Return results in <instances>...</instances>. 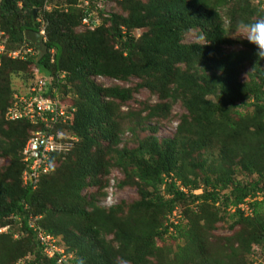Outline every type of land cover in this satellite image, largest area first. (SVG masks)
Returning a JSON list of instances; mask_svg holds the SVG:
<instances>
[{"label":"trees","instance_id":"obj_1","mask_svg":"<svg viewBox=\"0 0 264 264\" xmlns=\"http://www.w3.org/2000/svg\"><path fill=\"white\" fill-rule=\"evenodd\" d=\"M76 1L51 0V10L41 14L46 22V54L32 62L1 59L2 117L12 94H22L11 88V78L16 76L26 84L31 80L26 74L31 64L47 75L49 90L72 93L68 83L74 87L75 102L71 104L75 111L61 132L77 142L62 138L57 143L65 155L74 146L79 157L61 175L66 180L59 190L50 184L51 172L41 177L35 191L31 185L22 187L19 153L29 137L27 132L36 128L26 121L8 122L1 117L0 135L10 143L7 150L6 146L3 149L4 154L17 165L18 182L5 184L7 177L16 179L9 170L3 174L4 181L3 176L0 179V227L10 215L23 214L26 204L27 213L42 215L40 225L46 232L63 235L66 246L75 252L76 264H111L116 255L128 264H143L147 257L154 259L147 260L152 264H183L190 250L196 264H237L236 256L245 250L259 251L258 256L264 261V57L257 55L255 45L232 41L228 36L240 28L241 22L254 24L264 19V0H120L126 18L117 24L116 17L109 16L103 19V25L81 33L74 32L81 18L74 7ZM43 2L0 0V26L6 33V50L15 49L26 30L37 29L32 11L40 9ZM95 2L98 1H92L91 8ZM136 28L146 31L134 38L131 31ZM194 30L203 42L184 44L185 34ZM236 44L241 48H223ZM245 64L250 72L246 73V80L239 81L238 73ZM61 72L66 73L61 81L65 84L56 82V75ZM90 76L120 82L135 78L138 82L132 88H102L90 81ZM140 89L157 95L158 102L127 113L126 129L133 133L138 126L148 135L131 150L112 147L108 156L123 180H136L139 198L128 209L119 203L103 211L94 206V196L88 203L79 193L86 187L85 180L93 178L98 167L105 165L102 160L93 162L87 157L95 143L90 131L97 130L101 140L114 146L120 107ZM176 99L185 114L173 136L159 140L152 122L165 117L170 102ZM16 134H21L23 141H15ZM229 161L236 166L228 168ZM234 176L244 178L238 180ZM197 190L198 194L192 193ZM260 194L262 198L257 200ZM34 195L39 199L34 200ZM240 203L247 206V212L227 211ZM174 207L179 213L177 223L164 225ZM191 207L197 212H192ZM216 207L222 215L215 211L212 215L211 208ZM188 211L191 216L181 223ZM51 215L57 216V223L66 231H54L49 222ZM224 216L230 222V230L236 226L240 229L230 237L236 247L228 244L230 251L226 256L217 257L206 252L202 243L196 245L194 234L210 223H219ZM107 234L115 246L105 245ZM166 235L173 240L176 235L183 239V249L174 252V263L159 261L173 252L156 245ZM34 246L31 234L17 241L11 240L10 235H0V264H14Z\"/></svg>","mask_w":264,"mask_h":264},{"label":"rangeland","instance_id":"obj_2","mask_svg":"<svg viewBox=\"0 0 264 264\" xmlns=\"http://www.w3.org/2000/svg\"><path fill=\"white\" fill-rule=\"evenodd\" d=\"M139 2H144L145 0H137ZM254 4L256 3L255 1L253 2ZM107 6L108 7V17L109 16H115V20L117 21V24L120 22L121 19L127 17V12L124 11L120 5V0H107ZM264 7V5H263ZM108 24V29L110 28ZM225 26L228 27V25L225 24ZM122 29V27H121ZM87 31V30H86ZM146 29H133L131 32L134 36V38H138L143 32H145ZM74 32L76 33H81L85 32L80 26L76 27ZM245 35L244 31L239 28V29H234L232 32L228 34L230 40H236V41H241V42H246L247 40L240 37ZM203 41L199 37V34L197 31H190L185 34L183 43L184 44H189V43H202ZM226 51H232V50H237L241 48L239 45H232V46H225L223 47ZM28 70V69H27ZM250 72L248 65H244L242 69H240L238 73L237 79L239 81L246 80L247 76L246 73ZM25 73V72H24ZM30 74V70L26 74ZM90 81H92L95 85L100 86L102 88H106L109 86H119V87H133L138 80L135 78H129L127 82H120L117 80H112V79H107L103 77H95V76H90L88 77ZM23 79L16 78V76H13L11 78V88L14 90H18L20 93L24 92V90L27 88V85L30 83L31 80L27 81L26 84L22 83ZM24 86V87H23ZM67 87H71L72 91L74 92V87L68 83ZM70 93L69 96L66 95L63 100V103L65 105H70L71 102H75V93ZM132 99H130L128 102L124 103L120 107L119 111V117H117V121L119 123L118 131L116 132V143L114 146L110 145L107 141H103L99 138V132L97 130H91L90 131V136L94 139L95 143L90 147L87 153V157L91 159L93 162H98L102 160L101 162L105 165V167L101 166L98 167L95 176L92 178H85V183L86 187H84L79 193L86 202H90V196H94V206L101 208L103 211L108 210L109 208H112L114 206H117V204H125V208H129V204L133 203L139 198V192H138V187L139 185L137 184L136 180H123V175L122 173L116 169L115 167L112 166V163L108 159V156L110 155L112 147L121 149V148H126V149H133L137 145L138 140H142L144 137L148 135L147 131H141L138 126H135L133 129V133H131L129 130H127V126H129V123L125 120V116L127 113H133L137 112L139 110H142L141 108L142 105H153L158 102L157 95L150 93L146 89H140L137 92L132 93ZM166 103H169V100L166 101ZM170 108L169 112L165 117H161L158 120H154L152 123L155 125V132L154 135L159 139H165V138H171L174 134L175 127L178 124L180 118L182 115L185 114V111L181 105V102L179 99L173 100L170 102ZM250 110V109H249ZM143 116V113L141 114ZM0 115V119H1ZM4 118V113L3 117ZM5 121V120H4ZM142 126V123H141ZM138 129V130H137ZM30 132H27L29 135ZM134 135V137H133ZM15 141H23V136L21 134H16L13 136ZM19 139V140H18ZM9 141L7 138L4 136L0 135V179L3 176V181H4V175L8 170L11 171L16 179H10L6 178L5 184H16L18 182V177L16 175L17 172V165L13 163L8 155L4 154V148L6 146V150L9 148ZM74 148V146H73ZM71 148L70 152L67 153L68 155H65L64 158L60 161H54L53 162V170L52 172L48 175V179L50 180V184L53 185V187L56 190H59L63 184V182L66 180L65 177L61 176L67 173L68 168L71 167V165L74 164V162L78 159V155L74 152V149ZM238 158L234 159L233 162H236ZM229 166L228 168H233L236 166L233 164V162L229 161ZM233 164V166H232ZM52 177V178H51ZM244 178L243 176H234V179H241ZM252 178H255V175H252ZM94 181H97L94 183ZM22 182V179L20 178V184ZM101 193H104L103 196H100ZM107 193H110L111 199L110 201H103L105 198V195ZM264 193V192H262ZM261 193V194H262ZM261 194L257 196V200H260ZM39 199L34 195V200ZM123 204V206H124ZM182 208L181 204H177ZM185 205V204H184ZM188 206V205H187ZM186 206V207H187ZM185 206L183 208H186ZM89 209V207H87ZM192 212H197V209L195 207L189 208ZM213 211L216 213H220L221 209L216 208H211V213L212 215L214 214ZM54 212V210H53ZM108 212V211H107ZM192 212L188 211L187 216L183 215V219L181 223H186L188 218L191 216ZM221 214V213H220ZM222 215V214H221ZM203 221H206V218ZM50 226L54 229V231H66L64 228H62L63 225H60L57 223V216L56 215H51L50 219ZM161 223L163 222L160 221ZM202 223H199L201 226ZM162 225V224H161ZM165 225V224H164ZM230 226V222L226 220V217H223V220L220 221L219 223H210L209 226H205L204 228L200 229L197 231L196 234H194L195 237V244L202 243L203 248L206 252H211L214 253L217 257L226 256V254L230 251V247L234 248L236 245L234 244V241L230 238L233 234V231L235 232L240 229V227L236 226L235 229L230 230L228 227ZM70 232H74L72 230H69ZM57 236L59 240H63V235L60 233H57ZM165 239L164 241H156L157 246H161L163 249H167L170 252L169 257L165 258H159L161 263L165 262H172L174 260V252L178 251L179 248L183 249L184 243L183 239L178 238L176 235V240H173L172 238L169 237V235L164 236ZM205 241H203V240ZM69 240H72L71 238ZM64 241V240H63ZM203 241V242H200ZM204 242L205 246H204ZM104 243L107 246H115V244L112 242V236L110 234L105 235L104 237ZM231 245L228 247L227 245ZM24 249V247H23ZM191 249V246H190ZM94 253H98V251L93 250ZM185 251L182 253L184 254ZM258 252L253 251V252H247L245 250L244 253L236 256V262L237 264H259L260 261L262 262L263 259H261V256H258ZM158 252L155 253L153 256H157ZM168 255V254H167ZM194 254L191 253V250L187 252V258L183 262V264H196V260L193 256ZM104 256V254H103ZM235 256V255H234ZM108 260L109 257H108ZM152 262L154 259L152 257H147L146 262L143 264H152L148 261ZM110 262V261H109ZM111 264H128L124 262L118 255L114 256V261ZM236 264V263H235ZM264 264V263H263Z\"/></svg>","mask_w":264,"mask_h":264},{"label":"built area","instance_id":"obj_3","mask_svg":"<svg viewBox=\"0 0 264 264\" xmlns=\"http://www.w3.org/2000/svg\"><path fill=\"white\" fill-rule=\"evenodd\" d=\"M92 1H98L95 2L94 8H91ZM50 2L51 0H45L42 12L50 11ZM74 6L82 13L81 25L90 30L99 26L103 19L107 17L109 7L107 6V0H77ZM36 21L41 24L38 33L43 36L44 22L41 17H38ZM6 43V34L0 29V66L3 56L10 60L23 61L34 53L33 48L26 42L12 51L6 50ZM32 72L34 80L30 85H27L22 94H12V100L4 112V117L8 121L25 120L36 127V130L31 133L24 143L21 151L22 162L25 166L21 178L22 183L25 186L31 185L34 189L39 176L49 171L52 154L60 148L55 138H60L63 133L54 134L53 129L57 125L63 126L71 119V114L68 111V106L62 102L66 98L63 95L59 96L54 89L47 90L49 86L46 79L39 76L35 68H32ZM10 219L11 217H8L7 220ZM28 219L29 227L34 232L38 247L41 250L42 258L40 256L35 261L32 256L27 254L19 259L16 264H47L43 258L48 260L54 254L60 253L59 248L56 246V240L37 226V217L29 216ZM11 226L12 224L8 222L1 226L0 234L7 232ZM15 227L18 228L19 225ZM20 232L26 235L25 232ZM13 238H17L16 232H13ZM61 259H57L56 264H60Z\"/></svg>","mask_w":264,"mask_h":264},{"label":"clouds","instance_id":"obj_4","mask_svg":"<svg viewBox=\"0 0 264 264\" xmlns=\"http://www.w3.org/2000/svg\"><path fill=\"white\" fill-rule=\"evenodd\" d=\"M44 3H45V0H44V2H43V5H44ZM43 5L40 7V9H38V10H35V15H34V17H32V20L34 21V23L35 24H37L38 26H37V29L36 30H30V31H33L35 34H36V36H37V39H38V42L40 43V45L43 47V50H44V52L41 54L39 51H38V49L36 48V46H34L28 39H26L25 38V36H24V34H23V40L21 41V43L15 48V49H17L22 43H27L29 46H31L32 48H33V51H34V53L32 54V55H30V56H28V58H26V60H31V62L32 61H34L35 59H37V58H40L42 55H44V54H46V48H45V42H46V34H45V26H46V22H45V20L43 19V17L41 16V14H43L44 15V12H42V8H43ZM50 5H51V2H50ZM17 7L18 8H20L21 7V5H20V3H17ZM75 7V6H74ZM51 10V9H50ZM65 10H66V8H65ZM78 10V9H77ZM33 12V11H32ZM80 12V11H79ZM38 17H41V19H42V21L44 22V24H43V36H41V35H39V33H38V30L40 29V27H41V24H39L37 21H36V19L38 18ZM81 18H82V13H81ZM81 18H80V23H79V26L84 30V31H92V30H90V29H87V28H85V27H83L82 25H81ZM108 18V14H107V17L105 18V19H107ZM42 22V23H43ZM103 23H104V21H102L101 22V24L100 25H103ZM99 25V26H100ZM98 27V26H97ZM96 27V28H97ZM239 27L244 31V33H245V35H243V36H240V37H242V38H244V39H246L247 41H248V43H250V44H252V45H255V47H256V49H257V55L259 56V57H264V19H261V20H257L254 24H248V23H244V22H241L240 23V25H239ZM96 28H94V29H96ZM0 29L1 30H3L2 28H1V26H0ZM93 29V30H94ZM122 31H124V29L122 28L121 29ZM4 31V30H3ZM26 31H28V30H26ZM25 31V32H26ZM5 32V31H4ZM24 32V33H25ZM123 33V32H122ZM6 34V33H5ZM6 45H7V43H6ZM15 49H13V50H15ZM7 51H12V50H7ZM49 53L51 54V56H53V54H54V50L53 49H51L50 51H49ZM3 57H5V56H3ZM2 57V58H3ZM1 58V59H2ZM6 58V57H5ZM7 59H9V58H7ZM10 60V59H9ZM26 60H23V61H21V62H24V61H26ZM12 61V60H11ZM19 61V60H18ZM50 63H52V57H51V60H50ZM1 67V66H0ZM32 68H35L36 70H37V74L39 75V76H41V77H43V78H45L46 79V81H47V85H48V80H49V78L47 77V75H45L40 69H39V67L37 66V65H34V64H31V66H30V76H31V83H32V81L34 80V75H33V72H32ZM65 76H66V73L65 72H61V73H58L57 75H56V82L57 83H59V84H63L64 82H61L64 78H65ZM65 84V83H64ZM29 85V84H28ZM50 87V86H49ZM48 87V88H49ZM69 88V87H68ZM107 88V87H106ZM50 89H54L55 91H56V93L59 95V96H66V95H68L69 96V94L71 93V92H67V93H62V92H59L58 90H56L55 88H50ZM47 90H49V89H47ZM48 93H49V91H48ZM63 102V101H62ZM71 109H73V111H71ZM68 111L70 112V114H71V119H72V114H73V112L75 111V109L72 107V104H70V105H68ZM71 119L69 120V121H67L63 126H60V125H57V127L56 128H54L53 130V133L54 134H57L58 132L59 133H63V135L60 137V138H58V139H56L55 138V141H56V143H57V140H60V139H62V138H66V139H69L70 141H74L75 143L77 142V139L76 138H70L69 136H67L64 132H61V129L63 128V127H67V125L71 122ZM4 120H5V117H4ZM6 121H8V120H6ZM17 121H19V120H17ZM21 121H25V120H21ZM8 122H15V121H8ZM27 122V121H26ZM28 123V122H27ZM29 124V123H28ZM30 125V124H29ZM30 126H32V125H30ZM36 128V127H35ZM36 130V129H35ZM34 130V131H35ZM33 132V131H32ZM32 132H30L29 133V137H30V135H31V133ZM28 137V138H29ZM27 138V139H28ZM27 139L25 140V142L27 141ZM24 142V143H25ZM24 143H23V145H24ZM58 144V143H57ZM58 146H60L61 147V145L60 144H58ZM22 148H23V146L21 147V150H20V153H19V161H20V163H21V166H22V170H21V173H20V178H22V173H23V170H24V168H25V166H24V163L22 162V154H21V151H22ZM55 155H57V156H63L64 157V155H65V153H64V151L63 150H60V148H59V150L58 151H56L54 154H52V159H51V167H50V169H49V171L48 172H46V173H44V174H41L40 176H39V178H38V182L36 183V185H35V188L34 189H32V190H36L37 189V186H38V184H39V182H40V179H41V177L42 176H45V175H47V174H49L50 172H52V170H53V162L54 161H58V159L60 160L61 158H58V159H56L55 158ZM21 186L23 187V186H25L22 182H21ZM180 189V188H179ZM183 192H185V190H183ZM193 194H198L199 193V191L197 190V191H193L192 192ZM105 199L103 200V201H105V202H107V201H110V199H111V196H110V193H107L106 195H105V197H104ZM178 207V206H177ZM177 207H174V209L171 211V214L168 216V217H166L167 218V220H166V218H165V223L164 224H169V223H172V224H176L177 223V218H179V216H178V208ZM234 209H239L240 211H244V212H247L248 210H247V206L244 204V203H240V204H238L237 206H236V208H232V207H230L227 211H230V212H232ZM23 214H21V215H16L15 217H13V215H10L9 217H11V219L10 220H8V223H11L12 224V226L9 228V230L7 231V232H4V233H1L0 235H2V234H7V235H10V238H11V240H13V241H17V240H20V239H25V238H28L29 237V234H31V236L33 237V240H34V242H35V246H34V248L32 249V250H29V251H27V252H25L24 254H23V256H21V257H19L16 261H15V263L14 264H16L18 261H19V259H21L22 257H24L25 255H27V254H29L30 256H32L33 258H34V260L35 261H37L39 258H40V256H41V250H40V248L38 247V244H37V241H36V239H35V234H34V232L30 229V227H29V224H28V218H29V216H34V217H37L38 219L36 220V224H37V226L38 227H40L41 229H43L42 228V226L40 225V221H41V219H42V215H32V214H30V213H27L26 211H27V206H26V204H24V206H23ZM16 225H19V227L18 228H16L15 226ZM14 226V227H13ZM44 230V229H43ZM20 231H23V232H25L26 233V235H24L23 233H21ZM45 231V230H44ZM169 231H171V228H169ZM13 232H16V234H17V238H13ZM46 232V231H45ZM47 234H49V235H51L55 240H56V246L59 248V250H60V253H58V254H54L52 257H51V259H45V258H43L44 259V261L45 262H47V264H56V260L57 259H61V263L60 264H76V262H75V260H76V258H75V252L73 251V250H70L67 246H66V244L64 243V241L63 240H59V238H58V236L57 235H55V234H52V233H49V232H46ZM37 255H39V257L37 258ZM41 258H42V256H41ZM51 261V262H50ZM264 263V261H260V263L259 264H263Z\"/></svg>","mask_w":264,"mask_h":264},{"label":"water","instance_id":"obj_5","mask_svg":"<svg viewBox=\"0 0 264 264\" xmlns=\"http://www.w3.org/2000/svg\"><path fill=\"white\" fill-rule=\"evenodd\" d=\"M35 15V10H33L32 12V17H34ZM24 36L26 39H28L34 46H36V48L38 49V51L42 54L44 52L43 47L40 45V43L38 42L37 36L33 31H26L24 33Z\"/></svg>","mask_w":264,"mask_h":264}]
</instances>
